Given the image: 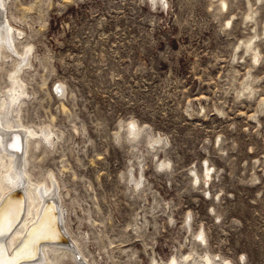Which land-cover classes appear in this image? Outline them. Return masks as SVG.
<instances>
[{
	"label": "rangeland",
	"instance_id": "obj_1",
	"mask_svg": "<svg viewBox=\"0 0 264 264\" xmlns=\"http://www.w3.org/2000/svg\"><path fill=\"white\" fill-rule=\"evenodd\" d=\"M2 19L30 49L22 123L61 136L31 173L82 264H264V0H7Z\"/></svg>",
	"mask_w": 264,
	"mask_h": 264
},
{
	"label": "bare ground",
	"instance_id": "obj_2",
	"mask_svg": "<svg viewBox=\"0 0 264 264\" xmlns=\"http://www.w3.org/2000/svg\"><path fill=\"white\" fill-rule=\"evenodd\" d=\"M6 1L0 0V66L4 59L21 65L14 73L10 72L9 85L0 88V264H82L76 256L75 246L68 238L61 237L58 228L59 221L67 237L63 213L57 202L54 203V178L50 175L35 179L31 173L34 167L31 158L35 151L40 146L54 147L61 136L49 125L35 128L22 123V106L31 97L23 74L32 64L28 62L30 49L25 53L16 52L15 31L2 19ZM221 3L224 8L225 2ZM242 45L252 52L256 61L259 52L251 49V41L242 42ZM141 133L142 129L135 122L127 129V137L133 141ZM209 173L207 170L204 176L208 177ZM139 183L135 180L134 185ZM199 237L203 235L199 233ZM189 259L194 261L192 264H198L191 254L185 258ZM200 264H213L209 253Z\"/></svg>",
	"mask_w": 264,
	"mask_h": 264
},
{
	"label": "water",
	"instance_id": "obj_3",
	"mask_svg": "<svg viewBox=\"0 0 264 264\" xmlns=\"http://www.w3.org/2000/svg\"><path fill=\"white\" fill-rule=\"evenodd\" d=\"M50 202H51V201H47V203H50ZM47 203H46V204H47ZM58 228H59V230H60L61 237H62V238H67L66 235L63 233V231H62V229H61V225H60L59 221H58Z\"/></svg>",
	"mask_w": 264,
	"mask_h": 264
}]
</instances>
